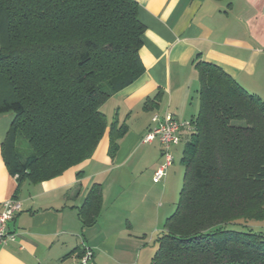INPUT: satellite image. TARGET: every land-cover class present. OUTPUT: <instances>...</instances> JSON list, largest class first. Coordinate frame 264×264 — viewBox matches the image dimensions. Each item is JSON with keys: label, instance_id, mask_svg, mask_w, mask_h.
I'll return each instance as SVG.
<instances>
[{"label": "trees", "instance_id": "1", "mask_svg": "<svg viewBox=\"0 0 264 264\" xmlns=\"http://www.w3.org/2000/svg\"><path fill=\"white\" fill-rule=\"evenodd\" d=\"M143 30L135 0H0V113L14 114L1 154L18 185L92 156L108 127L101 106L144 72ZM192 63L199 109L152 264H264V233L248 225L264 220V101L220 66L199 55ZM159 96L144 106L155 108ZM110 123L113 158L126 125ZM20 136L31 149L25 157ZM100 188L92 184L78 208L83 226L97 221Z\"/></svg>", "mask_w": 264, "mask_h": 264}, {"label": "crops", "instance_id": "2", "mask_svg": "<svg viewBox=\"0 0 264 264\" xmlns=\"http://www.w3.org/2000/svg\"><path fill=\"white\" fill-rule=\"evenodd\" d=\"M135 1L145 26L139 50L144 72L101 106L108 127L90 158L49 180L18 185L1 154L14 114L0 113V203L15 198L22 206L8 224L15 240L0 243V264H81L77 254L85 248L92 251L87 264H152L156 237L179 186L187 134L170 147L166 175L153 182L163 154L157 140L142 141L152 115L169 112L182 122L196 116L197 55L264 101V0ZM156 95L155 108L145 107ZM114 120L126 132L111 158ZM78 171L82 175L75 177ZM94 183L101 186V211L94 224L83 226L78 208Z\"/></svg>", "mask_w": 264, "mask_h": 264}, {"label": "built area", "instance_id": "3", "mask_svg": "<svg viewBox=\"0 0 264 264\" xmlns=\"http://www.w3.org/2000/svg\"><path fill=\"white\" fill-rule=\"evenodd\" d=\"M152 125L142 136L143 142H152L157 140L162 147L163 162L156 168L152 181L157 183L165 175L166 171L172 163V153L170 147L173 144L179 143L181 140V133L183 131L189 132L193 129L190 121H179L171 113L165 112L163 115L157 113L151 117ZM15 198L7 199L0 203V243L13 241L16 238L14 232L9 231V222L22 209V206ZM92 251L85 248L84 254L80 257L81 264H87L92 258Z\"/></svg>", "mask_w": 264, "mask_h": 264}, {"label": "rangeland", "instance_id": "4", "mask_svg": "<svg viewBox=\"0 0 264 264\" xmlns=\"http://www.w3.org/2000/svg\"><path fill=\"white\" fill-rule=\"evenodd\" d=\"M17 147H18L19 153H21V155L23 157H25L28 154H30L31 149H30L27 141L24 140V138L21 137V136L18 137V139H17ZM177 162L175 164H178L179 163V162L178 163ZM180 169H181V176H180V180H179V186L177 187V191L175 193V197L172 198L173 201H171V203H169V205H168L170 207H169V211H168L167 217L170 214H172L174 212V210L176 209V203H177V200H178L179 191H180V188H181V185H182V179H183V173H184V169H183L182 166L180 167ZM248 222H249L248 225H249L250 228H252V230H254V231H260V232L264 233V220H262V221H252L251 220V221H248ZM228 228H234V226L232 224H230V225H228Z\"/></svg>", "mask_w": 264, "mask_h": 264}]
</instances>
